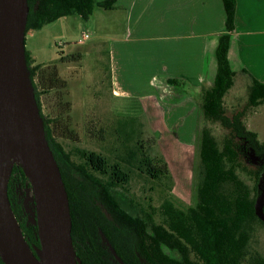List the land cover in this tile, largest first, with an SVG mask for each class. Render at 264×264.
I'll list each match as a JSON object with an SVG mask.
<instances>
[{
  "label": "trees",
  "instance_id": "trees-1",
  "mask_svg": "<svg viewBox=\"0 0 264 264\" xmlns=\"http://www.w3.org/2000/svg\"><path fill=\"white\" fill-rule=\"evenodd\" d=\"M222 1L225 31L218 36L213 81L201 85L198 116L219 122L227 132L219 143L207 125L198 124L196 139L203 171L196 185L197 202L183 209L164 200L159 207L162 215L159 222L154 218L155 207L140 213L124 205L118 186L129 180V174L120 163L110 164L100 153L85 149H78L81 162L76 163L64 150L59 135L73 134L68 121L72 104L66 98L68 81L60 75L55 61L35 62L25 47L45 135L67 190L73 246L81 264H264V256L247 251L252 224L264 225L254 211L256 197L264 186V139L260 140L243 120L248 106L264 103V82L252 77L246 108L227 114L223 98L236 74L228 59L236 2ZM114 2L27 0L25 44L29 29H40L71 14L87 20L95 6L112 8ZM58 53V62L82 58L78 51L65 54L59 49ZM168 80L178 83L175 78ZM42 94H50L52 98L47 113L43 111ZM142 164L147 173L157 176L147 161ZM238 170L249 175L252 187L244 182ZM26 188H31L28 177L21 165L15 163L8 180L11 207L28 244L39 246L34 198L32 194V206H29ZM110 245L122 261L113 255ZM0 264H4L1 258Z\"/></svg>",
  "mask_w": 264,
  "mask_h": 264
},
{
  "label": "rangeland",
  "instance_id": "rangeland-1",
  "mask_svg": "<svg viewBox=\"0 0 264 264\" xmlns=\"http://www.w3.org/2000/svg\"><path fill=\"white\" fill-rule=\"evenodd\" d=\"M89 19L76 14L65 15L41 29L26 32L27 48H35L41 58L50 59L58 55L59 49L65 54L82 53V58L77 61L51 60L68 81L66 98L72 103L68 121L73 134H58V140L76 163L81 162L78 149L96 151L110 164L120 163L129 174V180L118 186L124 205L140 213L155 207L154 218L159 222L162 220L159 207L164 200L183 209L197 202L196 185L203 171L196 139L198 124L207 125L219 143L227 132L219 122L198 116L201 85L211 81L203 77L196 85L184 77H174L178 83L170 82L167 87L163 77H151L149 73L143 74L145 72L139 74L142 64H149L146 57L151 55L155 63L173 62L170 67L181 62L182 56H177L174 51L165 54L157 48L150 53V46L141 56L122 59L124 65L131 62L132 67L123 66L126 70H122V74L116 70L117 74L113 76L112 33L97 29ZM142 30L144 28L138 29ZM84 31L89 36L79 42ZM152 44L162 46L158 41ZM249 85L246 79L235 76L223 98L227 114L246 108ZM115 86L123 90V94H114ZM49 95L42 94L45 113L52 103ZM243 120L248 128L257 132L260 140L264 139V103L248 106ZM143 161H147L152 170L154 168L157 176L143 169ZM238 172L252 187L253 180L249 175L242 170ZM24 192L27 204L32 206L31 188ZM251 227L247 251L264 256V225L254 222Z\"/></svg>",
  "mask_w": 264,
  "mask_h": 264
},
{
  "label": "water",
  "instance_id": "water-1",
  "mask_svg": "<svg viewBox=\"0 0 264 264\" xmlns=\"http://www.w3.org/2000/svg\"><path fill=\"white\" fill-rule=\"evenodd\" d=\"M28 9L27 0H0V258L4 264H81L73 246L67 190L27 68ZM15 163L31 185L39 246L28 244L11 207L8 180ZM263 207L264 186L254 203L264 222Z\"/></svg>",
  "mask_w": 264,
  "mask_h": 264
},
{
  "label": "crops",
  "instance_id": "crops-1",
  "mask_svg": "<svg viewBox=\"0 0 264 264\" xmlns=\"http://www.w3.org/2000/svg\"><path fill=\"white\" fill-rule=\"evenodd\" d=\"M235 2L229 63L236 71L235 76L246 79V83H251L252 77L264 82V0ZM90 17L97 29L112 33L113 76H116V70L122 74V70H126L123 66L132 67L131 62L124 65L122 59L141 56L150 46V53L157 48L165 54L174 51L177 56H182L181 62L170 67L173 62L155 63L151 55L146 57L149 64L145 62L142 69L138 68L141 69L139 74L145 72L143 74L149 73L151 77H163L167 87L171 84L168 79L174 77H184L196 85L207 77L212 83L217 67L215 49L218 36L225 31L226 14L222 0H115L112 8L95 6ZM140 28L144 30L138 31ZM157 41L162 43L160 48L152 44ZM137 43L143 44L134 47L133 44ZM171 43L175 45H169ZM27 49L35 62L59 58L58 53L44 59L35 48ZM157 64L160 67H155ZM113 92L123 94V90L116 86Z\"/></svg>",
  "mask_w": 264,
  "mask_h": 264
},
{
  "label": "built area",
  "instance_id": "built-area-1",
  "mask_svg": "<svg viewBox=\"0 0 264 264\" xmlns=\"http://www.w3.org/2000/svg\"><path fill=\"white\" fill-rule=\"evenodd\" d=\"M88 32L84 31L81 34V37L79 38V42H82L83 40H85L88 37Z\"/></svg>",
  "mask_w": 264,
  "mask_h": 264
},
{
  "label": "bare ground",
  "instance_id": "bare-ground-1",
  "mask_svg": "<svg viewBox=\"0 0 264 264\" xmlns=\"http://www.w3.org/2000/svg\"><path fill=\"white\" fill-rule=\"evenodd\" d=\"M38 264H43V263L39 262Z\"/></svg>",
  "mask_w": 264,
  "mask_h": 264
}]
</instances>
